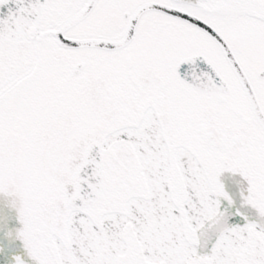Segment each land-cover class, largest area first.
<instances>
[{"label": "snow or ice", "instance_id": "6c2138e0", "mask_svg": "<svg viewBox=\"0 0 264 264\" xmlns=\"http://www.w3.org/2000/svg\"><path fill=\"white\" fill-rule=\"evenodd\" d=\"M0 264H264V0H0Z\"/></svg>", "mask_w": 264, "mask_h": 264}]
</instances>
